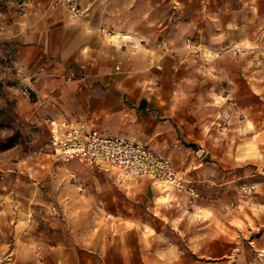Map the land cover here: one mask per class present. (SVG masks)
Masks as SVG:
<instances>
[{
    "label": "crops",
    "instance_id": "1",
    "mask_svg": "<svg viewBox=\"0 0 264 264\" xmlns=\"http://www.w3.org/2000/svg\"><path fill=\"white\" fill-rule=\"evenodd\" d=\"M105 1L76 0L77 15L35 3L19 14L0 13V56L12 52L28 74L43 71L20 104L43 98L49 109L52 100L58 116L147 146L169 158L199 197L188 205L147 179L119 183L75 160L54 163L38 122L41 170L24 173L17 161L1 173L0 264H247L254 248L231 225L249 214L246 198L264 211V156L241 147L264 124V41L257 36L264 0H207L185 28L171 16L157 27L135 0ZM150 1L143 0L148 15ZM135 16L144 17L138 27ZM106 24L111 40L102 33ZM186 37L212 52L205 69L201 53L184 58ZM185 59L191 68L184 73ZM58 73L71 74L69 81ZM1 77L24 84L4 67ZM51 202L63 218L36 215L27 224L30 208ZM260 217L264 224V212Z\"/></svg>",
    "mask_w": 264,
    "mask_h": 264
},
{
    "label": "rangeland",
    "instance_id": "2",
    "mask_svg": "<svg viewBox=\"0 0 264 264\" xmlns=\"http://www.w3.org/2000/svg\"><path fill=\"white\" fill-rule=\"evenodd\" d=\"M42 1L44 3H42ZM104 2L106 3L105 0ZM31 3H35L45 9H55L57 7H61L66 10V7L55 4V0H48L47 2L46 0H0V13L3 14L10 11L12 14H19L22 11L24 12L28 5ZM135 4L140 9V12H144V16L151 17V19L153 20L152 22L156 24V26H162L168 20V17L171 16V20L174 22V24H176V22L174 21L176 17L177 21H181L183 23L182 28H185L192 27L188 24V22L191 21L192 16L196 18L199 15V7L201 8V13L206 11L207 0H166L163 3L162 0H151L150 6L151 8H153L151 9V15H148L145 11L142 10L144 9L143 0H135ZM143 19L144 17L142 16H135L134 23L136 27L144 22ZM201 20L204 22V24H206L205 19L201 18ZM260 23L262 22L260 21ZM112 29L113 26L111 25L106 24L105 26H103L102 33L105 35L107 40H111L109 35L112 33ZM257 36L259 37V39L260 37L262 38L261 41H264V29L260 30ZM135 41V43L137 44L138 40L135 39ZM146 42L148 46V44L150 43L149 39H147ZM193 42L194 39L191 37H186L184 39L183 46L187 50V52L184 54V58H189L190 55L188 54L190 53V51H192V53L194 54L196 52H198L199 54L201 53L204 60L202 62V68L205 69L207 67V61L209 60V58L211 59V56H213L212 52L208 51L205 46L200 45L199 47ZM3 45L4 42L0 43V47L3 48ZM262 56H264V52H262ZM0 57V67L6 68L9 73L13 75L15 74V76H17L14 70V66L17 65V59L14 54L12 52H9L8 56ZM185 62H187V65L182 69V71L184 73L190 72L191 63L189 62L191 61H187L185 59ZM2 63L5 65H1ZM152 65L154 68L158 69L156 63L152 62ZM42 73V69L31 73L32 79L34 80L38 75H41ZM53 76L61 77L65 82H68L71 74L65 75L58 73L54 74ZM148 83L153 84V82ZM183 83L185 86L190 85L189 81H184ZM184 90H187L186 87H184ZM30 97V91L26 95L24 93V84L21 85L18 80L12 78H0V173L8 169L10 163H16L17 161L20 162V168H22L24 173H26L27 170H31L32 167L34 169L41 170L37 162L38 158L44 152L45 137L40 128L37 127V123L39 122L40 117L47 111L56 114L54 111L55 104L54 101L50 100V108L47 109L48 107H46L44 103L42 104L43 98H40L41 100H37L39 102H37V104L32 107L28 105L22 106L20 104V101L23 98L27 99ZM223 99H225L227 102H230L232 107H235L234 99L229 98V96L226 97V94L223 96ZM188 100L192 101L191 98H189ZM262 103H264V100H262ZM19 109H22L23 112L20 113ZM262 109H264V106H262ZM221 125L222 124H220V131L223 132ZM249 135H251V132L242 133V137H249ZM245 141L246 143H244L241 147L248 156H251L254 153H260L261 156H264V124L261 125L259 131L255 136H253L252 139L249 140L247 138L246 140H244V142ZM14 146L16 147L14 148ZM10 149L11 151L9 153L8 150ZM31 155H34L35 159H29V156ZM52 169L56 170L57 168L56 166H53ZM52 171L54 172V170H51L50 175L53 177L54 173ZM123 190L126 191L125 187L123 188ZM247 194L249 195V193ZM246 200L250 204V208H248L249 214L247 213L244 215V221L237 220L235 223H232L231 233L237 234L240 232L244 234V238L248 247L251 249L254 248V251L252 250L251 252V250L248 249L246 252L245 262L247 264H251L250 262L254 261V259L256 261V264H264V249L257 250L254 247L255 244L257 245V247H264V224L260 223V214L264 211H261L262 204H258L250 198H246ZM251 217L254 218L255 221L252 220ZM252 236L255 237V240L253 242L250 239Z\"/></svg>",
    "mask_w": 264,
    "mask_h": 264
},
{
    "label": "built area",
    "instance_id": "3",
    "mask_svg": "<svg viewBox=\"0 0 264 264\" xmlns=\"http://www.w3.org/2000/svg\"><path fill=\"white\" fill-rule=\"evenodd\" d=\"M55 4L66 7L73 15L79 13L76 0H55ZM14 70L24 82V93L27 95L33 80L32 74L26 73L19 65H15ZM39 122L47 131V147L54 163L75 160L84 168L111 172L121 183L147 179L156 190L172 191L188 205H192L199 197L194 185L184 178L169 158L141 143L106 134L89 127L85 122L68 120L48 111L40 117ZM29 159H35V156L31 155ZM3 178L0 173V181ZM7 195L10 196L11 192L8 191ZM1 203L2 198L0 205ZM44 214L57 219L63 216L60 206L51 202L30 208L26 214L27 224L31 223L36 215L42 217ZM35 250L38 251L39 247Z\"/></svg>",
    "mask_w": 264,
    "mask_h": 264
},
{
    "label": "bare ground",
    "instance_id": "4",
    "mask_svg": "<svg viewBox=\"0 0 264 264\" xmlns=\"http://www.w3.org/2000/svg\"><path fill=\"white\" fill-rule=\"evenodd\" d=\"M118 36H120V35H115L114 37H118Z\"/></svg>",
    "mask_w": 264,
    "mask_h": 264
}]
</instances>
